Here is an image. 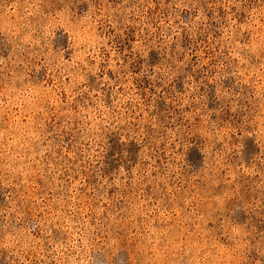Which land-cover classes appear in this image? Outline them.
I'll return each instance as SVG.
<instances>
[{
	"label": "rangeland",
	"instance_id": "1",
	"mask_svg": "<svg viewBox=\"0 0 264 264\" xmlns=\"http://www.w3.org/2000/svg\"><path fill=\"white\" fill-rule=\"evenodd\" d=\"M0 264H264V0H0Z\"/></svg>",
	"mask_w": 264,
	"mask_h": 264
}]
</instances>
